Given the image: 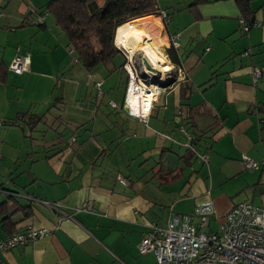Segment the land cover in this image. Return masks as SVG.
<instances>
[{
    "label": "crops",
    "instance_id": "obj_1",
    "mask_svg": "<svg viewBox=\"0 0 264 264\" xmlns=\"http://www.w3.org/2000/svg\"><path fill=\"white\" fill-rule=\"evenodd\" d=\"M51 1L0 0V204L7 202L3 212L15 223L0 224V240L9 229L48 231L0 252V264H157L152 253L138 249L151 224L166 229L173 213L193 214L212 202L215 214L204 229L211 232L239 203L264 208V168L243 165L244 156L264 158V75L257 82L253 77V67L264 66V0L252 4L259 26L247 34L233 0H207L197 7L198 18L192 0L186 24L167 10L177 11L171 4L159 6L168 22L160 13L150 22L132 20L141 37L160 46L167 68L180 72L162 86L147 121L126 111L121 67L89 72L81 64L52 14L44 12ZM105 1L97 0L99 6ZM175 37L180 65L168 52ZM198 38L206 45L200 59L182 56V46L199 49ZM17 56L30 60L22 74L9 70ZM55 103L61 110L51 109L62 117L55 122L50 115L49 124L32 133L15 121ZM187 121L208 164L196 155L188 161L192 151L179 129ZM179 167L182 178L173 181L170 173ZM23 208L31 210L29 218Z\"/></svg>",
    "mask_w": 264,
    "mask_h": 264
},
{
    "label": "built area",
    "instance_id": "obj_2",
    "mask_svg": "<svg viewBox=\"0 0 264 264\" xmlns=\"http://www.w3.org/2000/svg\"><path fill=\"white\" fill-rule=\"evenodd\" d=\"M161 16L165 19L167 15L161 11ZM255 25L258 24L255 23ZM245 30L247 31L248 28ZM173 45L179 46L178 37L174 38ZM246 55H249V51H246ZM128 56L131 55L128 54ZM126 59H128L127 56ZM132 60L134 61L131 57L125 64L129 78L125 107L127 113L134 117L137 114L133 113L132 104L129 102L131 90L135 92L140 91L141 88L146 90V83L151 82L155 76L148 73L151 71L147 69L146 74H143V71L138 69L137 64ZM29 63L28 57L17 56L9 65V70L22 74L29 69ZM263 75L264 66L253 68L255 82ZM98 86L100 87V84ZM146 91L149 93L151 90ZM151 109L152 105L146 115H140L144 121H147ZM181 131L190 135L184 128ZM187 138L195 140L193 136ZM185 146L191 148L188 144ZM199 157L202 162L208 161L207 156ZM243 165L246 169L259 170L264 168V158L257 162L244 156ZM119 180L126 184L124 179ZM44 204L52 210L58 209L46 201ZM81 210L87 211L88 207ZM212 213H214L212 202H205L199 204L193 214L173 213L166 229H160L155 224H151L139 244L140 254L152 253L157 264H264L263 207L249 202L239 203L226 213L217 231L207 232L204 229ZM194 217L198 218L199 224L194 222ZM47 232L46 229L35 228H30L25 232H16L0 240V252L24 247L44 237Z\"/></svg>",
    "mask_w": 264,
    "mask_h": 264
},
{
    "label": "trees",
    "instance_id": "obj_3",
    "mask_svg": "<svg viewBox=\"0 0 264 264\" xmlns=\"http://www.w3.org/2000/svg\"><path fill=\"white\" fill-rule=\"evenodd\" d=\"M193 1L194 2L190 8L193 10L195 17L198 18L199 13L197 11V7L206 3L207 0ZM233 1L239 9V26L244 34H247L252 27L259 26L255 20V13L252 9V4L257 0ZM44 12L52 14L57 26L66 35L69 41V46L73 49L77 59L87 71L93 72L98 67L103 66L112 73L117 70V68L121 67L126 75L127 88L129 78L124 68L127 59L126 56L122 54V51L115 45L117 29L132 20L142 22L146 18L150 17L151 14L159 13L161 11H159L158 0H106L103 6H99L97 0H53L45 7ZM165 21H169L168 16H166ZM255 23L258 25H255ZM245 28H248V30L246 31ZM180 48L181 47L179 46H172L168 50V52L171 53L170 58L172 62L178 65H180L181 59L178 58L173 51L179 50ZM244 54H246V52ZM120 55L122 56V63L117 65L115 63V59ZM4 81L5 69L0 67V84ZM185 85L187 86L188 84ZM189 88L190 87H188V92L191 90V88ZM184 98L187 99L188 97L185 96ZM59 100L58 104H62V99ZM51 108L59 111L61 110V107H57V104L55 103L52 104L50 108L47 107L44 112H23L15 121L23 123L24 126H26L32 133L39 125L45 124L47 126V124H49V116L54 115L52 111L53 109ZM58 117L60 118L62 115H54L55 122ZM191 124V122L187 121L179 129L181 130L184 128L191 136H195V145L197 137L188 129ZM191 154L188 153V156H190L188 161L195 157V155L199 160H201L199 157L201 154L198 152H191ZM181 158L183 159L184 156ZM203 162L208 164V161ZM183 172L184 170L180 167L172 171L170 175L173 181L182 178ZM6 206L7 202L0 204V224H4V227L15 224L11 221V217L9 215L4 214L3 210ZM22 210L25 218H29L31 216L30 209L23 208ZM214 214L215 210L212 215ZM8 232L12 235L15 233V229H9Z\"/></svg>",
    "mask_w": 264,
    "mask_h": 264
},
{
    "label": "bare ground",
    "instance_id": "obj_4",
    "mask_svg": "<svg viewBox=\"0 0 264 264\" xmlns=\"http://www.w3.org/2000/svg\"><path fill=\"white\" fill-rule=\"evenodd\" d=\"M159 13L161 15V12ZM150 21H153L151 17L144 20V22ZM115 41V45L117 46L119 44L120 47L122 46L131 54V57L136 55L139 51L144 53L146 60L149 59L148 61L152 67L151 72L148 73H151L152 76H156L157 72L155 71H158L163 74L162 79L166 81V73L169 72L171 68H167V63L164 55H162L160 46L152 44L149 40L141 37L135 22L129 21L119 27L116 32ZM143 74H146V70ZM153 81H155V79H153ZM156 86L155 83H153V85L151 84L150 94L144 88H141L138 92L131 90L129 102L132 104L133 113L137 115L147 114L150 105H152L151 102L157 98V93L155 92Z\"/></svg>",
    "mask_w": 264,
    "mask_h": 264
},
{
    "label": "rangeland",
    "instance_id": "obj_5",
    "mask_svg": "<svg viewBox=\"0 0 264 264\" xmlns=\"http://www.w3.org/2000/svg\"><path fill=\"white\" fill-rule=\"evenodd\" d=\"M158 2H159V6L161 8L169 7V4H171L173 6L172 8L176 7L177 11L171 10L170 8H167V10L170 12V14L173 17L176 16V20L179 21V23L186 24L189 19H192V16H191V14L189 13V11L187 9V6L193 2L192 0H158ZM173 17H172V19H173ZM184 17H186V18H184ZM174 28H175V24L173 23L171 25V29H174ZM197 47L199 49L197 51H195L194 47L192 46V43L189 44L188 47L182 46V49L180 50V53H182V54L184 53L182 56H186L188 58L192 55L193 59H200L201 55H203V53H204L203 51H205L206 45L199 38L197 39ZM118 48L123 52V54L125 56H127L128 59L131 58V56H128V54H130V53L126 49H123L119 45H118ZM144 55H145L144 53H138L134 57L135 60L134 61L132 60L134 63L137 64L138 69H140L143 72L147 69V65L151 67V65H150V63L148 61L149 59L146 60V57H144ZM121 61H122V58L118 57V62L121 63ZM155 72H157V75L154 77L155 81H152V82L148 81L146 83V86H147L146 90L151 89L149 84L155 83L157 85L156 86L157 88L155 89V92L158 94L157 96L160 97V96H162L164 94V91H165V89H162V86L165 85V84L170 83L171 79L176 78V75L177 76L180 75L179 74L180 72L178 71V69L177 70L176 69L175 70L172 69L171 71L167 72L166 73V77H167L166 81H164L162 79L163 78L162 77L163 76L162 73L160 74V72H158V71H155ZM123 98H124V90H122L120 88L119 91H118V99L120 100L121 103H123ZM154 101H155V99L151 102L152 105L154 104ZM134 117L135 118H139L142 121H144L143 117L140 116V115H136ZM182 133L184 134V132H182ZM185 137H186V144H188L191 147V148H188V149L191 150L192 152H197L196 147L194 145V141L188 140V138H187V137H192V136L186 134ZM194 138H195V136H194ZM131 139L134 141V139L132 137H131ZM192 149H194V150H192ZM195 165L201 167V165L198 162H195ZM135 169H137V168L135 167ZM150 169L151 168L149 167L148 171ZM201 170H202V168H201Z\"/></svg>",
    "mask_w": 264,
    "mask_h": 264
},
{
    "label": "water",
    "instance_id": "obj_6",
    "mask_svg": "<svg viewBox=\"0 0 264 264\" xmlns=\"http://www.w3.org/2000/svg\"><path fill=\"white\" fill-rule=\"evenodd\" d=\"M147 70H148V71H151V67L148 66V65H147ZM153 70H154V69H153ZM152 81H153V80H152ZM152 81H151V82H152Z\"/></svg>",
    "mask_w": 264,
    "mask_h": 264
}]
</instances>
